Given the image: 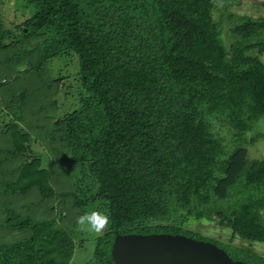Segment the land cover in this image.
Instances as JSON below:
<instances>
[{
  "label": "trees",
  "instance_id": "1",
  "mask_svg": "<svg viewBox=\"0 0 264 264\" xmlns=\"http://www.w3.org/2000/svg\"><path fill=\"white\" fill-rule=\"evenodd\" d=\"M17 1L15 17L0 8V113L16 111L0 129V226L21 235H0V264H71L87 239L85 264H115L118 233L216 243L188 228L203 218L264 243V158L247 147L264 124V16H226L231 0ZM66 58L77 60L78 103L58 115L69 76L49 63ZM32 111L33 132L19 127ZM32 192L36 201L18 203ZM86 211L106 212L110 225L77 240Z\"/></svg>",
  "mask_w": 264,
  "mask_h": 264
},
{
  "label": "rangeland",
  "instance_id": "2",
  "mask_svg": "<svg viewBox=\"0 0 264 264\" xmlns=\"http://www.w3.org/2000/svg\"><path fill=\"white\" fill-rule=\"evenodd\" d=\"M232 5L230 6V10H226V16H230L233 13L238 14H251L253 16L257 17H263L264 16V0H231ZM8 4V5H6ZM21 2L17 0H0V8L4 9L5 5L8 6L9 11L12 10V16L15 17L17 13H22L24 7L21 6ZM12 7V9H11ZM224 6L220 3L218 4V8L216 10V15H220L222 11L224 10ZM228 30V26L224 28V36L229 39V37L226 34V31ZM264 36V35H263ZM58 59H53L52 62L49 63V68H51L52 73H55L58 69L61 68V71L63 74L68 75L69 77L65 81V84L69 87H64L65 94L61 93L57 100V112L58 115H62L65 112L73 110L77 103H78V97H77V91L74 85V75L77 73L78 65L77 60L75 58H66L61 64H58ZM0 94V98H1ZM43 104V103H42ZM44 105V104H43ZM37 110L40 108V101H37L36 107ZM1 109V108H0ZM31 109V108H30ZM33 109V107H32ZM7 111V112H6ZM6 112V114H5ZM5 114V115H4ZM16 111L14 109L12 110H6L5 107L3 109V112L0 113V129L4 127L5 124L9 122L10 119H13L15 116ZM40 113H37L35 111H32L27 114L29 118L28 121H19V127H22L26 130H30L33 132V129H31L32 124L35 125L40 123ZM262 122V121H260ZM260 122H256L253 125V128L247 133L248 140H250L252 137H256L254 142H248L247 147L249 150V157L250 158H264V124H260ZM217 129L219 130L220 134L225 137L226 141L229 142L232 137V130L227 125H222V123L215 122ZM39 128V127H38ZM261 132V136H257L258 133ZM32 134V133H31ZM34 138V143H31L32 149H34V153H40L42 154V161L43 166L44 164L47 166L49 163V155L47 154L46 147L45 150L40 147V140H37L36 136L32 134L31 140ZM237 145H241L240 142L237 143ZM245 145V144H243ZM246 146V145H245ZM30 153V152H29ZM28 150L24 152V154H29ZM32 156H29L28 159H32ZM19 164V158L16 160V166ZM66 175H64L65 182L67 183L68 180L66 179ZM72 178L74 182L76 181V174L72 173ZM37 194L35 192L29 193L25 196H22L20 200L18 201L19 204H25L29 203L31 201L37 200ZM166 221H170L167 219ZM189 229L195 230L198 234L197 236H201L204 239H211L213 241H216V243L223 247L224 249L227 248L232 257L237 260H243L246 262H252L251 259L247 258V252H245L243 249H252L257 254H260L264 256V243L259 241L251 242L247 239H242L239 236L233 235V231L228 226H221L216 221H211L207 218H203L201 220H196L188 226ZM0 235L4 239H16L21 234L18 232L10 231L9 229H5L0 226ZM87 237L92 238V233H85L80 232V235L78 236L77 240L80 239V237ZM77 243V242H76ZM94 249V241H88V239L85 241L83 246H77L74 252V255L71 260V264H85L87 260H89L92 257ZM246 259V260H245Z\"/></svg>",
  "mask_w": 264,
  "mask_h": 264
},
{
  "label": "water",
  "instance_id": "3",
  "mask_svg": "<svg viewBox=\"0 0 264 264\" xmlns=\"http://www.w3.org/2000/svg\"><path fill=\"white\" fill-rule=\"evenodd\" d=\"M111 253L115 264H254L234 259L212 241L180 233H118Z\"/></svg>",
  "mask_w": 264,
  "mask_h": 264
},
{
  "label": "clouds",
  "instance_id": "4",
  "mask_svg": "<svg viewBox=\"0 0 264 264\" xmlns=\"http://www.w3.org/2000/svg\"><path fill=\"white\" fill-rule=\"evenodd\" d=\"M76 224L81 232L100 236L109 227L110 216L102 211H86L76 218Z\"/></svg>",
  "mask_w": 264,
  "mask_h": 264
}]
</instances>
